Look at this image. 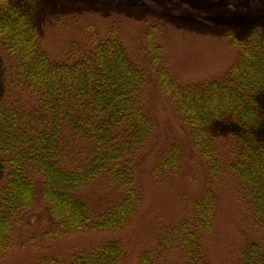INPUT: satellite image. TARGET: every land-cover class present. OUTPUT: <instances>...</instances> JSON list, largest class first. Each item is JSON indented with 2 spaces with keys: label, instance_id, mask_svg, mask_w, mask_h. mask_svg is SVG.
<instances>
[{
  "label": "trees",
  "instance_id": "obj_1",
  "mask_svg": "<svg viewBox=\"0 0 264 264\" xmlns=\"http://www.w3.org/2000/svg\"><path fill=\"white\" fill-rule=\"evenodd\" d=\"M39 34L17 0H0V48L11 62L10 76L0 80V170L4 175L0 255L11 245L15 224L37 195L59 236L121 229L141 201L135 157L154 127L142 104L145 71L128 56L114 28L106 39H94L91 47L69 62L49 59ZM231 44L237 55L220 77L181 86L169 77L165 66L153 74L160 46L151 32L144 34L148 73L154 75L158 92L175 104L212 180L192 202L188 216L159 236L157 248L141 252L138 264H164L158 253L161 248L179 250L175 264H210L205 240L215 220L213 186L224 171L237 178L255 223L264 225V26L256 25ZM221 126L227 128L230 145L224 160L214 144V133ZM180 162V149L173 143L161 168L173 172ZM100 176L116 184L121 196L94 214L79 199L78 191ZM122 261L120 243L108 240L68 258L51 257L35 264ZM233 264H264V248L256 242L246 244Z\"/></svg>",
  "mask_w": 264,
  "mask_h": 264
},
{
  "label": "rangeland",
  "instance_id": "obj_2",
  "mask_svg": "<svg viewBox=\"0 0 264 264\" xmlns=\"http://www.w3.org/2000/svg\"><path fill=\"white\" fill-rule=\"evenodd\" d=\"M17 1L31 15L42 48L53 61L78 58L95 43L94 39L103 41L116 29L128 56L145 71L142 104L154 127L135 157V181L141 201L126 226L56 235L47 207L37 195L15 224L11 245L0 255V264H35L51 257L68 258L108 240L120 243L122 264H138L141 252L157 248L159 236L188 216L192 202L205 193L212 180L205 160L183 128L175 104L158 92L155 72L165 66L169 77L181 86L220 77L237 55L231 41L244 38L256 25L264 26V0ZM147 32L160 46L154 75L148 73L143 52ZM10 64L0 48V80L10 76ZM227 133L223 126L214 133L221 160L230 153ZM173 143L180 149L181 162L173 172L163 171L161 162ZM3 178L0 170V182ZM213 191L215 220L205 240L210 264H233L241 248L251 242L264 248V225L255 223L242 199L237 178L224 171ZM78 196L98 214L117 202L121 191L107 177L100 176L82 187ZM158 253L164 264H175L180 258L179 250L161 248Z\"/></svg>",
  "mask_w": 264,
  "mask_h": 264
}]
</instances>
